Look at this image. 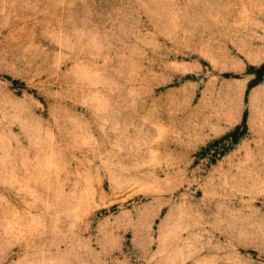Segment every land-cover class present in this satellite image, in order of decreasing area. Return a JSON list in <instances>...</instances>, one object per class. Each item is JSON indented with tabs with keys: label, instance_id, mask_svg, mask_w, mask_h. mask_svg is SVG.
Segmentation results:
<instances>
[{
	"label": "rangeland",
	"instance_id": "obj_1",
	"mask_svg": "<svg viewBox=\"0 0 264 264\" xmlns=\"http://www.w3.org/2000/svg\"><path fill=\"white\" fill-rule=\"evenodd\" d=\"M0 264H264V0H0Z\"/></svg>",
	"mask_w": 264,
	"mask_h": 264
}]
</instances>
